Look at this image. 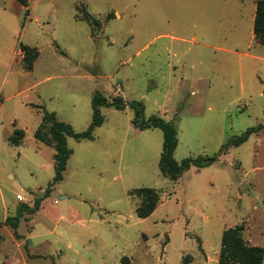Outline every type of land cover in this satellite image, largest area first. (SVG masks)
<instances>
[{
  "label": "rangeland",
  "instance_id": "374dc122",
  "mask_svg": "<svg viewBox=\"0 0 264 264\" xmlns=\"http://www.w3.org/2000/svg\"><path fill=\"white\" fill-rule=\"evenodd\" d=\"M27 1L0 0V264H218L238 226L264 248V130L172 181L159 168L163 132L134 127L131 107L175 125L178 162L264 127L258 0ZM85 11L102 21L97 35L77 20ZM21 45L39 51L30 72ZM97 93L125 109L102 107L93 140L67 138L56 182L54 147L34 136L43 109L84 133ZM146 188L160 202L142 219Z\"/></svg>",
  "mask_w": 264,
  "mask_h": 264
},
{
  "label": "trees",
  "instance_id": "16d2710c",
  "mask_svg": "<svg viewBox=\"0 0 264 264\" xmlns=\"http://www.w3.org/2000/svg\"><path fill=\"white\" fill-rule=\"evenodd\" d=\"M19 1L24 6H28L27 0ZM77 15H80V11ZM108 17L111 19L114 15L110 14ZM76 18L77 20L87 22L91 26L92 33L94 35H97V33L102 29V21L90 15L87 11L84 12L81 19H79L78 16H76ZM254 36L256 41L260 45L264 46V0H258L257 2L254 22ZM21 52L23 54V67L25 71H32L34 63L39 58V51L37 48L21 45ZM102 107H114L118 110H124L125 103L121 96L109 100L102 94L97 93L92 100L93 122L89 129L84 133H76L70 124L60 122L54 113H50L42 107H38L39 109H43V119L34 136L37 141L45 144L46 146L54 147L56 182L63 179L68 160L72 155L71 150L67 148V138L72 137L78 141L93 140V133L95 129L104 123V118L101 114ZM131 107L136 113L134 127L140 130L157 128L163 132L164 144L159 168L161 174L172 181L179 180L182 174L186 170H189L192 166L202 168L211 165L218 157L226 154L231 146L242 145L252 134L264 130L263 126L249 129L241 137L233 139L229 145L225 146L221 150V153L217 157H198L195 159L188 158L182 162H178L175 159V151L179 143L175 125L156 116L151 117L149 120H145L143 119L144 111L141 104L132 103ZM24 138L25 132L21 129H17L14 131L13 135L10 136L9 142L12 145L19 146L22 144ZM137 193L139 197L143 199L137 208V215L139 218L146 219L155 212L160 202L159 194L156 190L149 188L140 189ZM7 224L11 225L14 229H17L19 225V218L9 219ZM186 261L184 264H187ZM122 263L131 264L128 258H123ZM218 264H264V248L247 244L243 237L242 226L227 229L223 233L222 248Z\"/></svg>",
  "mask_w": 264,
  "mask_h": 264
},
{
  "label": "crops",
  "instance_id": "0c3cea01",
  "mask_svg": "<svg viewBox=\"0 0 264 264\" xmlns=\"http://www.w3.org/2000/svg\"><path fill=\"white\" fill-rule=\"evenodd\" d=\"M27 2H28V1H27ZM19 53H21V51H19V52L17 53L16 57L18 56Z\"/></svg>",
  "mask_w": 264,
  "mask_h": 264
}]
</instances>
